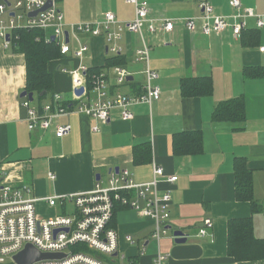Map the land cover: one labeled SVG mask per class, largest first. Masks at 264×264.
<instances>
[{
  "label": "crops",
  "instance_id": "1",
  "mask_svg": "<svg viewBox=\"0 0 264 264\" xmlns=\"http://www.w3.org/2000/svg\"><path fill=\"white\" fill-rule=\"evenodd\" d=\"M147 2L151 17L176 21L172 33L158 31L145 37L151 46V67L160 75L161 99L152 107L137 105L131 109L134 119L123 121L121 112L114 110L106 125L83 113H73L55 121L70 124L72 133L57 138L54 127L47 132L30 131L23 108L22 93L26 87L24 55L6 50L0 39V185L29 186L37 199L64 197L94 189L97 178L106 181L116 170H128L137 183L153 180V164L164 169L159 184L160 193L171 195L169 235L160 242L161 251L168 255L166 264H264L263 261L237 262L228 255V224L233 219H253L254 234L264 239V78L245 79L248 67H264V27L257 28L255 19H248L247 30H258V45L246 47L234 38L230 30L206 36L185 29L183 20L199 17L200 4L209 3L216 15L229 17L234 13L232 0H141ZM242 7L252 9L264 18V0H240ZM57 7L67 24H93L106 13H113L120 22L135 18V9L126 0H57ZM249 35L246 40H250ZM89 52L80 60L65 56L49 64L54 79V93L63 98L62 104L74 102V78L71 73L81 67H103L109 44L99 37L82 38ZM121 55L132 80L116 87L111 69L105 74L110 82L111 97L135 96L143 93L145 65L136 62V50L141 46L136 34H127L119 42ZM209 76L214 93L209 97L183 98L181 80L186 77ZM54 95V97H55ZM243 98L246 107L244 123L215 122L216 107L227 100ZM29 100V99H28ZM34 96V103H35ZM30 101V100H29ZM48 103H44L45 106ZM77 105V104H76ZM36 106V105H35ZM99 126L100 132L93 128ZM201 131L203 152L193 156H176L172 139L176 133ZM150 143L152 160L136 164L134 149ZM245 158L253 170L255 198L262 212L253 214L251 204L238 202L235 197L234 162ZM54 176L55 179H51ZM177 176L178 181L165 180ZM66 208L37 203L41 219H52L72 212ZM214 226L201 236L204 221ZM115 229L119 235V264H154L158 253L152 239L153 224L133 209L117 213ZM187 237L176 243L174 232ZM136 243L130 244L126 237ZM143 248L145 251L142 253Z\"/></svg>",
  "mask_w": 264,
  "mask_h": 264
},
{
  "label": "built area",
  "instance_id": "2",
  "mask_svg": "<svg viewBox=\"0 0 264 264\" xmlns=\"http://www.w3.org/2000/svg\"><path fill=\"white\" fill-rule=\"evenodd\" d=\"M57 0H0V39L6 50H16L12 43V34L18 29H37L47 33V42L54 37L64 56H72L82 60L89 52V45L82 38H103L109 46L108 53L116 56L122 52L119 42L127 34H136L141 46L136 50V62L145 65V83L143 93L135 96L118 95L111 97V88L107 76L103 73L95 76L92 89L87 90L86 67H81L72 74L75 89L84 88L81 97L74 96L75 105L66 108L63 98L55 95V103H48L38 109L28 98L22 106L27 112L26 122L30 131L47 132L54 127L57 138H64L72 133L70 124L58 125L55 121L73 113H83L96 122L106 125L110 121L112 111L119 110L123 121H132L131 109L137 105L152 107L161 99L158 85L160 75L151 67V46L145 33L151 36L158 31L172 33L176 21L151 17L147 2L126 0L135 9V18L129 22H120L116 16L106 13L101 21L93 24H67L64 15L56 4ZM234 13L229 16L216 15L213 7L203 2L200 4L199 17L183 20L185 29L195 33L200 24L202 34L211 36L230 30L236 39L247 29L248 19H255L258 29L264 27V18L252 9L242 7L240 0L230 2ZM32 13H37L35 16ZM51 31V33H50ZM66 33L69 42H67ZM52 43V42H51ZM264 53V45L260 47ZM116 87L128 83L131 74L121 68L112 69ZM77 104V105H76ZM100 132L99 126L93 128ZM165 176L164 169L153 164V180L149 183H137L134 174L128 170L112 171L106 181L97 180L94 189L84 193H76L64 197H46L37 199L29 186L15 187L10 184L0 185V264H16L14 257L27 245L34 246L44 254L63 255L54 260H44L34 264H119V235L112 227L114 210L117 204L135 210L141 217L149 219L153 224L152 239L157 244L158 253L154 264H166L168 255L160 248V242L170 232L171 195L160 193L159 184ZM51 179H55L51 176ZM174 185L177 176L165 180ZM43 201L50 207L66 208L73 205L72 212L52 219H41L37 213V203ZM214 226L210 219L204 221L200 235L206 236ZM175 238V237H174ZM126 241L135 244L132 236ZM145 251L143 248L142 253Z\"/></svg>",
  "mask_w": 264,
  "mask_h": 264
},
{
  "label": "trees",
  "instance_id": "3",
  "mask_svg": "<svg viewBox=\"0 0 264 264\" xmlns=\"http://www.w3.org/2000/svg\"><path fill=\"white\" fill-rule=\"evenodd\" d=\"M258 30L242 32L241 40L246 47L258 45L256 36ZM251 35L250 40L246 38ZM46 32L33 29H18L12 34V43L17 44L16 53L24 55L26 61V87L25 92L31 93L36 100L34 105L42 109L44 103L54 101V79L49 72V64L52 61L64 58L60 47L56 43L47 42ZM124 56L116 55L108 57L103 67L89 68L87 71V90L92 89V81L95 76L117 66H125ZM245 79H263L264 67H248L244 70ZM181 95L183 98H203L214 93L213 80L209 76L186 77L181 80ZM43 94V96H42ZM24 100V99H23ZM74 102H66V108H73ZM243 98H236L220 103L213 114L215 122L244 123L246 120V107ZM173 152L176 156H193L203 152V133L197 131H185L176 133L172 139ZM152 160V148L150 143H144L134 149V161L136 164L149 163ZM235 197L238 202L251 204L253 214L262 212V204L256 200L254 193L253 170L248 167L245 158H236L234 162ZM129 209L127 206L117 204L114 210L112 227L115 228L118 212ZM228 255L237 262L263 261L264 239L257 238L254 234L253 219H233L228 224ZM129 263L137 264L132 259Z\"/></svg>",
  "mask_w": 264,
  "mask_h": 264
},
{
  "label": "water",
  "instance_id": "4",
  "mask_svg": "<svg viewBox=\"0 0 264 264\" xmlns=\"http://www.w3.org/2000/svg\"><path fill=\"white\" fill-rule=\"evenodd\" d=\"M37 13H32V15H36ZM67 37V42H69L68 39V34L66 33ZM55 41V38H51V42L53 43ZM128 80H132L131 78ZM85 89L80 88L76 89L74 91L75 96L81 97L84 94ZM43 96V94H42ZM21 98H28L31 102L34 101V95L31 93L24 92L21 95ZM118 170H116L117 172ZM98 180L100 177L97 178ZM174 237L176 243H185L187 240V237L185 234L181 231H176L174 232ZM63 257V255H53V254H44L37 250L34 246L32 245H27L23 251H21L18 255L14 257V262L16 264H34L36 262L44 261V260H54Z\"/></svg>",
  "mask_w": 264,
  "mask_h": 264
},
{
  "label": "rangeland",
  "instance_id": "5",
  "mask_svg": "<svg viewBox=\"0 0 264 264\" xmlns=\"http://www.w3.org/2000/svg\"><path fill=\"white\" fill-rule=\"evenodd\" d=\"M50 33H51V31H50ZM73 208H74V207H73V205H71V208H70V210L72 211V210H73Z\"/></svg>",
  "mask_w": 264,
  "mask_h": 264
}]
</instances>
